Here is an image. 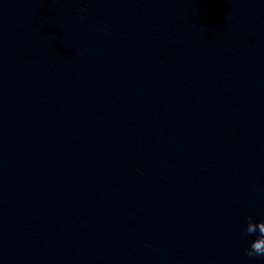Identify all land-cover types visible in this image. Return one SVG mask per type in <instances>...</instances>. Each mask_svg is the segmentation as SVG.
<instances>
[{
	"label": "clouds",
	"instance_id": "clouds-1",
	"mask_svg": "<svg viewBox=\"0 0 264 264\" xmlns=\"http://www.w3.org/2000/svg\"><path fill=\"white\" fill-rule=\"evenodd\" d=\"M244 233L246 236L254 237L246 249V255L264 258V220L256 221L249 216L244 227Z\"/></svg>",
	"mask_w": 264,
	"mask_h": 264
}]
</instances>
